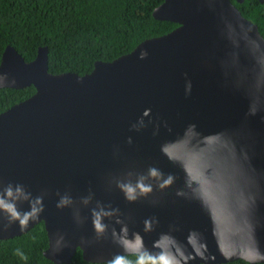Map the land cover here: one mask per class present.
<instances>
[{"label": "water", "instance_id": "obj_1", "mask_svg": "<svg viewBox=\"0 0 264 264\" xmlns=\"http://www.w3.org/2000/svg\"><path fill=\"white\" fill-rule=\"evenodd\" d=\"M151 16L176 27L82 76L3 48L0 89L34 91L0 113V200L19 213L0 208V241L41 223L52 264H262L264 39L229 0Z\"/></svg>", "mask_w": 264, "mask_h": 264}, {"label": "trees", "instance_id": "obj_2", "mask_svg": "<svg viewBox=\"0 0 264 264\" xmlns=\"http://www.w3.org/2000/svg\"><path fill=\"white\" fill-rule=\"evenodd\" d=\"M162 1L0 0V54L5 46H10L29 62L38 47H45L48 73L82 76L91 71L95 61L111 62L142 41L174 29L176 24L151 16ZM253 2L250 17L257 20L260 6ZM33 91L32 87L0 89V113L28 98ZM46 245L43 226L38 223L25 234L0 241V264H52L42 256ZM122 257L132 264L138 259H143L144 264H163L145 256ZM70 264L93 263L82 261L76 250ZM224 264L249 263L235 260Z\"/></svg>", "mask_w": 264, "mask_h": 264}, {"label": "flooded vegetation", "instance_id": "obj_3", "mask_svg": "<svg viewBox=\"0 0 264 264\" xmlns=\"http://www.w3.org/2000/svg\"><path fill=\"white\" fill-rule=\"evenodd\" d=\"M229 1L245 19H247L256 26L258 33L264 39V30L262 29V27H264V0H262V2L255 0L260 6L259 11L257 13L258 16L257 20H253L250 17V13L253 11V6L251 4L253 3L254 5L253 0H243L241 3H236L234 2V0H229ZM234 3L238 5V8L234 5Z\"/></svg>", "mask_w": 264, "mask_h": 264}, {"label": "clouds", "instance_id": "obj_4", "mask_svg": "<svg viewBox=\"0 0 264 264\" xmlns=\"http://www.w3.org/2000/svg\"><path fill=\"white\" fill-rule=\"evenodd\" d=\"M173 30V29H172ZM152 175H156L155 171L152 172ZM142 187V190L143 191H150L149 188H144L143 186ZM133 190L131 188L128 189V192L131 193ZM8 196H11L12 193L11 191L9 190V192L7 193ZM131 198V197H130ZM0 208H3L5 209L6 211H8L11 215H12V218L13 219H16L19 217V213L15 210V207L14 205L12 204H5L3 200H0ZM36 209H33L32 210V213H29V214H26L24 216V220H27L28 216L29 215H32L33 213H35ZM24 221L22 220L21 223H23ZM96 228L98 230H101L102 231V227L101 225L99 224V220L97 219L96 221V224H95ZM46 249V248H45ZM80 252V251H79ZM81 257V256H80ZM111 264H132V261L130 260H127L125 259L124 257L122 256H117L112 262ZM135 264H144V261L143 259H138Z\"/></svg>", "mask_w": 264, "mask_h": 264}]
</instances>
